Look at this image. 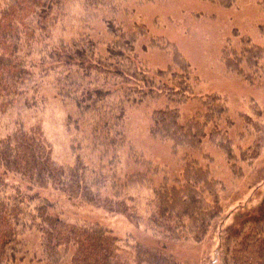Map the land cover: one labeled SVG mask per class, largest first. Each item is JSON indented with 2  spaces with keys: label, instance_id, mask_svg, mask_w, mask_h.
<instances>
[{
  "label": "trees",
  "instance_id": "trees-1",
  "mask_svg": "<svg viewBox=\"0 0 264 264\" xmlns=\"http://www.w3.org/2000/svg\"><path fill=\"white\" fill-rule=\"evenodd\" d=\"M127 1L0 0V264H189L173 260L165 243H202L224 213V185L209 155L202 163L187 152L173 177L136 153L130 109L165 101L152 113L150 135L173 154L202 151L209 141L237 178L262 155L264 124L247 115L236 129L219 96L200 98L201 109L183 119L178 106L198 78L177 47L156 39L149 46L169 50L172 64L148 70L138 49L146 29L130 33L117 20ZM210 1L230 7L235 0ZM240 44L226 48L223 61L253 84L264 76V48L250 39ZM47 87L74 106L65 124L71 163L56 160L42 126L27 120L48 103ZM126 150L134 171L123 166ZM72 203L126 216L165 242L120 247L101 222L74 210L71 217ZM228 264H264V208L232 242Z\"/></svg>",
  "mask_w": 264,
  "mask_h": 264
},
{
  "label": "rangeland",
  "instance_id": "rangeland-1",
  "mask_svg": "<svg viewBox=\"0 0 264 264\" xmlns=\"http://www.w3.org/2000/svg\"><path fill=\"white\" fill-rule=\"evenodd\" d=\"M125 6L127 10L120 12L117 20L122 21L130 33L137 26L146 29L147 34L139 38L138 49L152 74L166 70L172 64L169 50L149 46L151 39H156L177 47L198 78L190 99L178 106L184 120L201 109L200 98L216 95L227 103L229 117L235 122L236 129L243 127L247 115L264 124V76L251 84L230 72L223 61L225 49L229 46L240 48L243 39H250L264 48V0H235L230 7L210 0H130ZM96 23L104 38H108L106 26L100 21ZM45 93L48 103L39 107L36 113H26L27 120L42 126L56 160L71 163V134L65 124L69 113L74 112V106L55 98L48 87ZM163 106L165 101L160 100L130 109L127 129L133 150L144 153L155 165L166 167L173 177L182 174L187 152L202 163H205V155H209L213 159L210 163L212 175L224 185V213L213 224L206 239L200 244L166 241L167 253L181 263L228 264L232 242L264 208V149L258 161L243 166L244 176L240 178L234 176L224 153L209 141L202 151L182 150L173 154L169 143L154 139L149 131L153 111ZM236 142L244 141L239 142L237 138ZM123 161L125 169L135 170L128 158V150L124 151ZM68 206L71 217L74 210L85 219L107 226L120 240V247L132 243L133 239L149 247H158L165 242L126 216L87 206L73 208V203Z\"/></svg>",
  "mask_w": 264,
  "mask_h": 264
}]
</instances>
